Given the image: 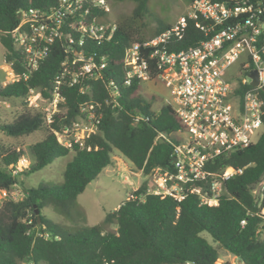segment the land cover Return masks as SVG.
Here are the masks:
<instances>
[{"label": "trees", "instance_id": "trees-1", "mask_svg": "<svg viewBox=\"0 0 264 264\" xmlns=\"http://www.w3.org/2000/svg\"><path fill=\"white\" fill-rule=\"evenodd\" d=\"M57 1L0 0V43L5 61L13 63L15 73L23 70L22 55L11 35L20 22L18 11L48 9ZM112 1H130L135 6L130 14L117 20L118 30L110 42L88 43L89 52L107 57L104 77L74 87L63 84L65 101L51 128L40 111L28 107L27 97L31 89L49 97L55 78L64 68L66 39L55 42L29 80L0 85V97L22 103L14 120L0 125V133L10 138L29 137L39 131L45 134L26 151L0 139V192L8 194L0 206V264H216L219 250L203 233L241 263L264 264V238L260 236L264 229L263 207L258 206L252 193L264 178V114L263 131L255 143L210 164L215 172L244 170L225 184V193L216 207L202 205L195 196L182 203L168 196H143L147 189L143 185L134 193L136 199L127 198L115 212L107 213L99 225L71 228L42 214L38 222L36 210L42 213L45 208L57 210L72 222L83 221L84 213L77 209V199L105 168L115 165L114 153L121 154L144 175L172 166L173 148L180 142L183 125L170 105L154 110L153 102L139 94L140 85L126 86L124 66L125 53L133 44L152 39L171 26L161 23L150 29L144 23L152 16L151 0ZM184 1L190 5L194 0ZM108 14L96 11L94 16L105 20ZM202 38L190 22L188 36L178 47L196 45ZM111 82L119 91L115 104L108 103ZM258 93L264 113V91ZM89 103L101 116L98 133L87 141L90 150L74 144L68 148L61 146L52 129L59 130L76 120L81 106ZM70 153L73 158L66 164L62 185L23 186L22 175L35 174ZM23 157L29 158V168L20 177L14 176L12 171ZM17 186L23 188L22 197L13 199L11 193ZM112 226L114 230L110 229Z\"/></svg>", "mask_w": 264, "mask_h": 264}, {"label": "built area", "instance_id": "built-area-1", "mask_svg": "<svg viewBox=\"0 0 264 264\" xmlns=\"http://www.w3.org/2000/svg\"><path fill=\"white\" fill-rule=\"evenodd\" d=\"M96 11L110 13L109 1L58 0L48 9L18 11L20 22L11 35L22 55L23 70L15 73L13 63L5 61L10 76L1 86L29 80L55 42L66 39L64 68L55 78L49 97L37 89H31L27 97L28 107L40 111L50 128L65 101L63 84L74 87L104 77L107 57L89 52L88 43L110 42L118 25L115 21L103 22V17L94 16ZM190 22L203 38L196 45L179 48L178 44L188 36ZM124 66L128 87L152 81L165 83L172 97L168 105L183 125L180 142L173 148L171 168L153 170V183L143 196H168L177 203L195 196L202 205L218 206L225 184L244 170L215 172L210 164L246 149L263 131V101L258 92L264 91V0H194L189 12L169 29L133 44L125 53ZM252 70L258 72L257 87L251 85ZM153 72L157 75L153 76ZM108 88V103L115 104L119 91L112 82ZM100 123L101 116L89 103L81 106L76 120L52 131L61 146L86 148ZM28 168L29 162L23 157L13 175L20 177ZM120 178L129 180L125 172L120 173ZM252 193L264 214V183L257 184ZM0 194L8 197L5 191ZM129 198L137 197L131 194ZM241 224L245 225V221ZM229 263L243 264L237 257Z\"/></svg>", "mask_w": 264, "mask_h": 264}, {"label": "rangeland", "instance_id": "rangeland-1", "mask_svg": "<svg viewBox=\"0 0 264 264\" xmlns=\"http://www.w3.org/2000/svg\"><path fill=\"white\" fill-rule=\"evenodd\" d=\"M109 1L110 13L108 18L103 22L115 21L122 15H128L131 13L135 4L130 1L125 2H113ZM189 6L184 0H151L150 9L152 16L144 20V23L150 29H155L158 24L174 25L179 17L189 12ZM5 51L0 43V85L1 83L8 81L10 71L6 65L4 55ZM139 94L146 97L153 102V109L158 110L172 100L169 89L165 83L161 81H152L141 86ZM22 108V103L18 99H5L0 97V125L2 123H10L17 116ZM44 133L39 131L32 134L29 137L10 138L0 133V139L7 145H13L23 150L41 141L44 138ZM258 136L255 140H258ZM115 165L105 168L98 176L97 180L91 182L82 193L76 202L77 209L84 213V219L81 222H72L62 216L57 210L53 208L43 209L42 215L49 218L52 222L76 228L78 226L91 227L101 224L107 213L115 212L119 206L127 199L131 194H134L141 186L146 185L150 187L153 183L151 175H144L141 171H137L133 168L132 164H129L127 160L119 153H114ZM73 158V153L63 158L56 159L52 164L40 170L39 172L29 175L21 176L20 180H23V186L25 188H35L39 184H47L60 186L63 183V172L66 164ZM29 162V158L26 157ZM123 160L125 163H122ZM129 171L127 173L126 171ZM126 173L129 177L128 181L120 178V173ZM264 183V178L262 180ZM22 187L17 190H13L11 198L20 199L22 197ZM8 197L0 194V206L2 202ZM111 230L115 229V226L110 227ZM202 236L206 238L214 247L219 250L220 258L216 264H224L233 260L234 256L229 254L218 244L214 243L211 236L207 233H203ZM261 238H264V229L260 232ZM45 264V263H42Z\"/></svg>", "mask_w": 264, "mask_h": 264}, {"label": "water", "instance_id": "water-1", "mask_svg": "<svg viewBox=\"0 0 264 264\" xmlns=\"http://www.w3.org/2000/svg\"><path fill=\"white\" fill-rule=\"evenodd\" d=\"M249 77L252 79L251 85L253 87H257L259 85L258 72L256 70H252L249 73ZM160 142L162 143L163 139H161ZM173 161H175V159H173ZM36 216H37L38 222H40L41 215H40V211L39 210H36Z\"/></svg>", "mask_w": 264, "mask_h": 264}, {"label": "crops", "instance_id": "crops-1", "mask_svg": "<svg viewBox=\"0 0 264 264\" xmlns=\"http://www.w3.org/2000/svg\"><path fill=\"white\" fill-rule=\"evenodd\" d=\"M2 67H7L6 65H4V66H2ZM116 158V157H115ZM126 160V159H125ZM129 164H130V162L129 161H127ZM20 188V186H17L14 190H16V189H19ZM3 203V202H2Z\"/></svg>", "mask_w": 264, "mask_h": 264}]
</instances>
